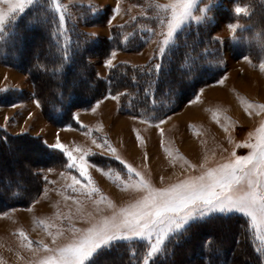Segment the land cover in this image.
<instances>
[{"label": "rangeland", "instance_id": "1", "mask_svg": "<svg viewBox=\"0 0 264 264\" xmlns=\"http://www.w3.org/2000/svg\"><path fill=\"white\" fill-rule=\"evenodd\" d=\"M40 1L32 0L23 11L11 13L9 3L15 4L16 0L0 3V13L5 17L0 26V42L10 32L5 30L6 27ZM47 1L59 19L63 16L60 21L64 27L74 24L78 30L102 40L111 39L113 30L122 33L118 40L123 43L122 48L112 50L106 58L94 60L97 73L103 79L117 64L142 65L162 56L174 43L177 34L192 24L211 23L213 35L220 45L227 47L229 41L234 45L238 43L241 47L238 51L244 49L246 53L235 57L231 51L226 52L224 73L202 86L191 101L162 120L151 121L123 114L119 96L108 94L90 109L76 112L79 127H59L51 123L33 97L34 86L29 76L0 59V129L10 136H39L50 146L59 142L64 145L63 152L68 158L63 168L40 170L45 186L28 207L0 212V264H42L53 255L46 249H58L73 239L71 228L90 226L80 218L77 208H81L86 216L90 214L94 222L111 216L113 208L110 204L118 210L140 199L144 195L136 187L140 177L135 172H128L126 165H131L153 187L164 189L201 175L205 168L229 162L234 158L233 153L241 157L249 155L252 150L245 145L257 142L259 129L264 125V0H190L188 15L163 53L159 51L164 38L161 32L166 33V22L172 16V9L168 6L184 0ZM237 7L242 11L237 13ZM87 19L93 22L87 24ZM238 34L243 40H238ZM29 41L28 46L32 47L40 45L41 38L30 34ZM14 45L21 49L23 43L14 40ZM250 52L255 56L260 52L261 56L256 59ZM14 53H10L13 61L20 63L24 60ZM110 59L112 65L108 66ZM25 138L14 142L16 149L7 157L12 164L10 171L18 175H25L14 164L20 161L21 152L28 157L42 156L36 145L25 144ZM97 144L102 146L97 147ZM69 151L76 158L77 165L79 158L84 157L87 178L92 184L80 175L77 167H69L73 163L67 155ZM94 158L103 163L95 162ZM73 176L80 181L79 184H73ZM2 181L0 173V183ZM93 187L99 192L93 193L91 199L82 195ZM101 195L106 199L96 203ZM232 214L247 219L253 231L255 248L264 257L251 218L245 213L234 211ZM188 225L170 232L161 251L149 258L148 264L162 254L169 240ZM118 242L128 243L136 249L140 247V264H144L148 251L146 240L133 237L113 241L105 247ZM120 260L114 256L97 264H115Z\"/></svg>", "mask_w": 264, "mask_h": 264}, {"label": "trees", "instance_id": "2", "mask_svg": "<svg viewBox=\"0 0 264 264\" xmlns=\"http://www.w3.org/2000/svg\"><path fill=\"white\" fill-rule=\"evenodd\" d=\"M92 22L87 19V24ZM212 26L211 23L192 24L177 34L162 56L142 65L117 64L103 79L97 73L94 60L106 58L112 50L122 48L123 43L118 42L122 33L113 30L111 39L102 40L78 30L74 24L64 27L52 5L41 0L6 27L10 32L0 42V59L29 76L34 86L33 97L47 119L59 127H79L76 112L90 109L108 94L119 96L123 114L159 121L178 111L202 86L224 73L226 52L231 51L235 57L246 53L244 49L238 51L241 48L238 43L229 41L227 47L220 45ZM30 34L41 38L40 45L28 46ZM240 36H236L239 41L243 40ZM14 40L23 43L21 49H17ZM12 51L24 60L13 61ZM260 54L255 56L250 52L256 59ZM24 137L25 144L36 145L42 156L28 157L21 152L20 161L14 164L25 175H18L11 172L12 164L7 157L16 149L14 142ZM93 160L103 163L99 158ZM22 161H25L23 165ZM67 162L63 151L51 147L39 136H10L0 129V173L3 175L0 212L28 207L45 186L40 170L63 168ZM252 232L242 215L210 216L192 222L170 239L162 254L150 264H264ZM140 250L118 242L98 250L85 264H97L114 256L121 258L115 264H140Z\"/></svg>", "mask_w": 264, "mask_h": 264}, {"label": "snow or ice", "instance_id": "3", "mask_svg": "<svg viewBox=\"0 0 264 264\" xmlns=\"http://www.w3.org/2000/svg\"><path fill=\"white\" fill-rule=\"evenodd\" d=\"M0 3H9V0H0ZM30 3L32 0H16L15 4L9 3L8 10L10 13L23 11L24 6ZM168 7L172 9V16L166 22V33L161 32L164 37L159 48L161 53L188 15L191 3L190 0H184ZM235 11L239 13L242 9L237 7ZM4 19V15L0 13V26L3 25ZM60 19L63 21V16ZM112 55L114 57L115 53ZM107 65H112L111 59L107 61ZM101 146L97 144V147ZM51 147L65 151L64 145L59 142ZM245 147L252 150L249 155L241 157L233 153L234 158L229 162L219 164L215 168H205L201 175L181 180L164 189L153 187L131 165H126L128 172H135V175L140 177L136 187L143 191L144 195L136 202L118 210L109 202L113 208L111 216L101 217L94 222L90 214L86 216L81 208H77L80 218L89 222L90 226L86 229L71 228L73 239L58 249H46L53 255L42 264H85L98 250L111 242L130 240L133 237H140L148 242V251L144 258V264H148L149 258L161 251V245L170 232L180 230L190 222L214 215L227 216L234 211L245 213L251 218L253 227L257 230L260 250L264 252V125L259 129L257 142L249 143ZM111 151L114 153L115 149ZM67 155L73 161L69 167H77L80 175L87 179L88 184H92L87 178L84 157L79 158L80 163L77 165L72 152H67ZM116 159L119 160L120 157L116 156ZM116 179L119 180V176ZM72 180L73 184L80 183L75 176ZM245 184L247 188L244 187ZM72 190L77 191L76 188ZM98 192L99 190L93 187L90 191L82 192V195L91 199L93 193ZM105 199L101 195L100 201L96 203ZM97 211L102 209L97 208Z\"/></svg>", "mask_w": 264, "mask_h": 264}, {"label": "bare ground", "instance_id": "4", "mask_svg": "<svg viewBox=\"0 0 264 264\" xmlns=\"http://www.w3.org/2000/svg\"><path fill=\"white\" fill-rule=\"evenodd\" d=\"M35 158V157H34Z\"/></svg>", "mask_w": 264, "mask_h": 264}]
</instances>
